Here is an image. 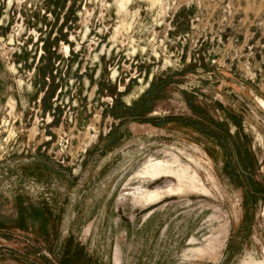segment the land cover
Wrapping results in <instances>:
<instances>
[{
    "label": "rangeland",
    "instance_id": "obj_1",
    "mask_svg": "<svg viewBox=\"0 0 264 264\" xmlns=\"http://www.w3.org/2000/svg\"><path fill=\"white\" fill-rule=\"evenodd\" d=\"M0 264H264V1L0 0Z\"/></svg>",
    "mask_w": 264,
    "mask_h": 264
},
{
    "label": "trees",
    "instance_id": "obj_2",
    "mask_svg": "<svg viewBox=\"0 0 264 264\" xmlns=\"http://www.w3.org/2000/svg\"><path fill=\"white\" fill-rule=\"evenodd\" d=\"M157 90H158L157 84H155L154 86H152L151 90L148 91L147 92V95L145 96V97H148V101L147 100H144L145 98L140 99V101L134 106V108L132 110L129 109L130 112H132V111H141L143 113L151 112V110L153 108V103L155 101V96L157 95ZM137 114H142V113H137ZM114 117L116 119L119 118L118 115H115ZM214 126H218V128L220 127V125L217 124V123L214 124Z\"/></svg>",
    "mask_w": 264,
    "mask_h": 264
},
{
    "label": "bare ground",
    "instance_id": "obj_3",
    "mask_svg": "<svg viewBox=\"0 0 264 264\" xmlns=\"http://www.w3.org/2000/svg\"><path fill=\"white\" fill-rule=\"evenodd\" d=\"M130 0H122V4L124 5V2L128 3Z\"/></svg>",
    "mask_w": 264,
    "mask_h": 264
},
{
    "label": "crops",
    "instance_id": "obj_4",
    "mask_svg": "<svg viewBox=\"0 0 264 264\" xmlns=\"http://www.w3.org/2000/svg\"><path fill=\"white\" fill-rule=\"evenodd\" d=\"M262 1H264V0H262ZM261 2V1H260Z\"/></svg>",
    "mask_w": 264,
    "mask_h": 264
}]
</instances>
